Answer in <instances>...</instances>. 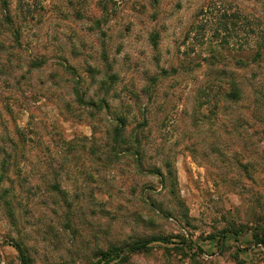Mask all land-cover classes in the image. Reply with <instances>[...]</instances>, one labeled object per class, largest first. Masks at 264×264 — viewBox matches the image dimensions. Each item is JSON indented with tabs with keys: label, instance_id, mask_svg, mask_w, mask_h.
<instances>
[{
	"label": "rangeland",
	"instance_id": "374dc122",
	"mask_svg": "<svg viewBox=\"0 0 264 264\" xmlns=\"http://www.w3.org/2000/svg\"><path fill=\"white\" fill-rule=\"evenodd\" d=\"M261 240L264 0H0V264H264Z\"/></svg>",
	"mask_w": 264,
	"mask_h": 264
},
{
	"label": "trees",
	"instance_id": "16d2710c",
	"mask_svg": "<svg viewBox=\"0 0 264 264\" xmlns=\"http://www.w3.org/2000/svg\"><path fill=\"white\" fill-rule=\"evenodd\" d=\"M121 121H123V120H121ZM154 242H168V241H165V239H163V238L156 237V238H153L151 240H145V241H140V242L132 243L131 245L128 246V250H129V252H140V251H144V250L147 249V247H148L149 244L154 243ZM261 243L264 244V241L261 240ZM15 249L17 250V252H18V254H19L20 258H21V263L22 264H27V262L25 261L24 256H23L22 252L20 251V249L17 246H15ZM114 252L115 251H113V253ZM109 256H110V253H107V254L105 253L102 256V260L108 258Z\"/></svg>",
	"mask_w": 264,
	"mask_h": 264
}]
</instances>
